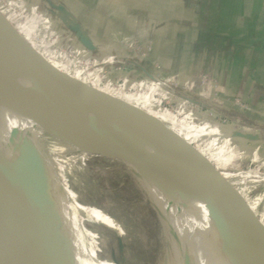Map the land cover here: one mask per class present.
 Here are the masks:
<instances>
[{
	"label": "crops",
	"instance_id": "1",
	"mask_svg": "<svg viewBox=\"0 0 264 264\" xmlns=\"http://www.w3.org/2000/svg\"><path fill=\"white\" fill-rule=\"evenodd\" d=\"M210 1L213 5L208 6ZM189 3L118 0L114 16L122 26L107 40L95 30L88 32L67 7L60 9L76 24L80 39L74 40L83 50L106 63L124 60L129 91L147 88L161 99L181 100L178 110L184 120L161 106L160 110L151 106L147 94L141 103L134 96L105 90L115 96L113 101L143 108L195 145L214 169L226 171L220 173L228 184L226 197L206 180L210 194L248 219L264 223V0H201L200 8L192 12ZM201 16L207 20L204 25L192 23ZM117 45L122 48L116 49ZM203 79H209L205 88ZM181 92L203 94L213 112L231 117L246 114L253 123L239 122V130L211 119L175 96ZM249 166L257 169L250 171Z\"/></svg>",
	"mask_w": 264,
	"mask_h": 264
},
{
	"label": "rangeland",
	"instance_id": "2",
	"mask_svg": "<svg viewBox=\"0 0 264 264\" xmlns=\"http://www.w3.org/2000/svg\"><path fill=\"white\" fill-rule=\"evenodd\" d=\"M43 1L47 2L48 0ZM200 1L191 0V3H189L191 12L195 8H200V5H202L199 3ZM34 2H37V0H0V17L18 30L53 66L64 72L70 79L77 81L82 86L94 88L96 92L102 93L104 97L111 100H115V96L106 93L105 90L111 89L115 92L114 94L120 97L124 94L128 97L134 96L139 101L147 94V101L151 103V106H155L159 110L161 106L162 109L173 112L179 120H184V116L178 110L181 100L179 101L177 98L161 99L157 93L149 94L150 91L147 88L129 91V83L126 84L128 80L125 76V65L127 63H124V60L112 59L110 63H106L104 60L95 59L92 54L83 50L79 46L80 44L76 43L74 37H70L69 31L65 28L66 26L60 25V21L57 20L55 15L30 7V3L33 4ZM49 2L47 6L53 7L56 11L62 10L60 6L70 9L75 19L77 18L88 28V32L92 33L95 30L105 40L114 31L121 29L122 23L114 16L118 0H50ZM211 4L210 1L208 6ZM208 12H210L209 9H207ZM65 14L66 11L63 9L60 14L61 18L64 16L69 27L75 30L76 24L70 22ZM206 21L204 16L192 19V23L195 24L202 23L204 25ZM111 46H114V44L111 43ZM117 48L121 49L122 46L117 45ZM208 81L209 79H203L201 86L205 88ZM175 96L181 98L186 104L192 103V106L198 108L201 112H207L209 118L212 116L214 120L228 122L239 130L240 128L237 127L239 122L253 123L252 120H254L247 117L246 114L239 116L240 119L236 115L231 117L223 112H213L204 100L203 94L194 96L192 94L185 95L181 92L175 94ZM122 106L132 112L138 120L159 131L160 119L131 103ZM243 118H246L247 121ZM135 123L138 125L140 122L135 120ZM168 129L174 132L171 128ZM44 138H46L44 149L55 152L54 165L59 170L61 159L65 157V153L62 151L61 145L56 144L49 134H46ZM101 143L104 147L109 145L108 141ZM190 145L208 160V157L195 145ZM249 167L250 171L257 169L256 166ZM87 171L88 175L83 179L85 184L83 193H80L71 181L65 179L64 182L65 189L71 195L80 193L79 201L84 207L85 213L77 211L74 204L69 205L66 212L62 204H57L58 209H55V211H59L61 218L65 214L68 215V228L72 232L75 231L71 235L70 242L66 237L62 239V243L64 246L66 245L65 248L70 257H80L84 253L87 257L80 258L78 264H94L88 260L89 256L111 264H182V239L185 225L177 213L175 214L171 207L166 206L167 199L161 195L156 180L145 173L146 171L139 163L122 151L118 153L108 152L90 159ZM215 171L218 173L226 172L223 169H215ZM223 177L225 178V176ZM146 183L150 184L155 193L149 189ZM47 185L49 186H46V194L51 198L50 190L53 183L49 182ZM157 196L160 197V200ZM37 206L39 209L38 219L40 220L39 229L44 233L47 224L49 225L48 217L44 204L38 201ZM55 215L56 213H54ZM98 216L103 218L106 223H102ZM249 222L264 227V223L252 222V220ZM146 235L147 237H145ZM78 238L80 245H78ZM224 261L225 264H256L240 258L235 263L230 260Z\"/></svg>",
	"mask_w": 264,
	"mask_h": 264
},
{
	"label": "water",
	"instance_id": "3",
	"mask_svg": "<svg viewBox=\"0 0 264 264\" xmlns=\"http://www.w3.org/2000/svg\"><path fill=\"white\" fill-rule=\"evenodd\" d=\"M0 59L63 109L48 112L47 117L104 133L108 137L105 141L125 148L128 152L105 153H126L156 180L161 195L201 239L210 264H223L224 250L264 264V246L244 236L229 215L236 214L246 222L250 219L209 192L206 180L220 191L221 197H226V180L183 138L161 122L159 131L155 130L126 107L70 79L8 22L0 23ZM9 108L0 86V264H66L53 257L47 242L39 255L35 252L29 224L30 195L14 129L7 139ZM135 120L140 123L137 125Z\"/></svg>",
	"mask_w": 264,
	"mask_h": 264
},
{
	"label": "bare ground",
	"instance_id": "4",
	"mask_svg": "<svg viewBox=\"0 0 264 264\" xmlns=\"http://www.w3.org/2000/svg\"><path fill=\"white\" fill-rule=\"evenodd\" d=\"M0 23L7 25V22H5V20L1 17ZM0 86L3 89L5 101L10 107L8 111L9 125L7 130V139L10 131L14 129L16 131L17 151L30 195L29 224L35 252L39 255L43 250L44 242H47L54 258L60 259L66 264H78L79 259L84 258L86 255L83 253L80 257L76 256L72 258L66 251V245H63L62 239L66 237L68 242H70L71 235L75 231L72 232L68 228V215L65 214L61 218L59 211H55V209H58L57 204H62L65 212L69 205L74 204L77 211L85 213L84 207L79 201V196L80 193H83L85 190L83 179L88 175L87 170L89 160L94 158L96 155L107 152L108 150L128 151L111 141H108V147L102 146L101 142L107 140L108 138L104 133L90 130L77 124L58 120L56 118L47 117L48 112L60 111L63 109L51 96L34 85L31 81L25 79L21 75H17L12 71L10 64L1 59ZM139 128L144 131L146 130L144 125H139ZM46 134H49L56 144H60L62 151L65 153V157L61 159V167L59 170H57L54 165V161L56 159L55 152L46 151L44 149V144L46 143V138H44V136ZM65 179L71 181L74 187L79 189L80 193L71 195L65 189ZM49 182L53 183L50 190L51 198L46 194V186H49L47 185ZM157 197L160 200V197ZM38 201L44 204L46 215L48 217L49 225L47 224L46 233H42L39 229L40 220L38 219ZM165 204L167 207H171L175 214L177 213L178 217L185 225L182 239V264H210L208 254L201 239L193 233L191 229H189L188 225L183 220V217L170 205L168 200H166ZM54 213H56L55 216ZM229 216L233 224L242 232L244 236L264 246L263 226L250 224L236 214H230ZM99 219L102 223H106L103 218L99 217ZM145 237H147V235ZM78 245H80L79 238ZM223 258L224 260H230L232 263H235L238 258L246 259L232 250H224ZM88 260L94 264H111L107 261H101V259L93 256H89ZM223 264H225V261Z\"/></svg>",
	"mask_w": 264,
	"mask_h": 264
},
{
	"label": "trees",
	"instance_id": "5",
	"mask_svg": "<svg viewBox=\"0 0 264 264\" xmlns=\"http://www.w3.org/2000/svg\"><path fill=\"white\" fill-rule=\"evenodd\" d=\"M47 3H50V2H45L43 0H37V2H34L33 4L30 3V7H33V8H37L38 10H43V11H46L48 13H52L53 15H55V17L57 18V20H59V24L62 25L63 27H65L66 29H69L71 31V36L74 37V39H77L79 40L80 37L78 36V34L76 33V29L73 30L69 27L68 23L65 21V17L60 16L61 14V11L62 10H59V11H56L53 7H49L47 6ZM58 14V15H57Z\"/></svg>",
	"mask_w": 264,
	"mask_h": 264
}]
</instances>
